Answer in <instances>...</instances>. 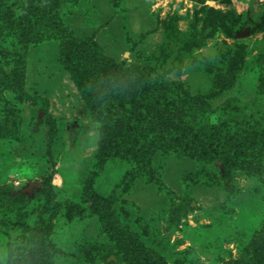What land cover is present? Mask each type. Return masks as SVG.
<instances>
[{
	"label": "rangeland",
	"instance_id": "rangeland-1",
	"mask_svg": "<svg viewBox=\"0 0 264 264\" xmlns=\"http://www.w3.org/2000/svg\"><path fill=\"white\" fill-rule=\"evenodd\" d=\"M42 2L59 24L0 0V264H264V142L167 138L184 115L253 139L264 0ZM115 72L133 116L104 125L88 101Z\"/></svg>",
	"mask_w": 264,
	"mask_h": 264
},
{
	"label": "trees",
	"instance_id": "trees-1",
	"mask_svg": "<svg viewBox=\"0 0 264 264\" xmlns=\"http://www.w3.org/2000/svg\"><path fill=\"white\" fill-rule=\"evenodd\" d=\"M42 12L47 13L51 16L55 24H59L55 16L49 13L46 5L43 4L42 0H32ZM92 46L96 47L95 44ZM103 85L101 90L95 94V98L88 101L90 107L92 118L97 122H102L104 125L109 124V122H121V118H127L133 116V110L131 108H126L124 105L130 104L134 108V98L131 97L129 90L126 88V82L122 80L121 76L117 72L107 75L102 81ZM100 89V88H99ZM94 94V93H93ZM119 97V99H118ZM120 101V102H119ZM136 101V100H135ZM105 103V104H104ZM245 111V108L243 109ZM177 116V115H176ZM239 117V115L237 116ZM230 118H235L231 116ZM247 117L241 119L245 121ZM264 124V115L257 117L255 119V112L252 113L249 118L248 128L255 135L253 139L243 138L238 139L235 144L231 147L234 149H229L230 147H219L221 145V131L215 124H210L208 122L202 121L198 122L197 125L192 124L188 121L187 117L184 115H179L176 117L175 125L169 131L167 138L172 142V144H178L180 147L186 151L196 154H201L203 152H221L228 155L229 158H234V153L238 152L237 160H240L244 154L243 149H249L254 155L255 152L258 154H263L262 147L256 143L254 140L264 142V131H260L259 126ZM167 129H160L157 125L156 128L152 130L153 140L159 142L166 138L164 133ZM229 145V144H228ZM255 145V146H253ZM241 150V151H240ZM233 153V154H232ZM244 153H247L246 151Z\"/></svg>",
	"mask_w": 264,
	"mask_h": 264
},
{
	"label": "water",
	"instance_id": "water-1",
	"mask_svg": "<svg viewBox=\"0 0 264 264\" xmlns=\"http://www.w3.org/2000/svg\"><path fill=\"white\" fill-rule=\"evenodd\" d=\"M250 27H247L244 31H241L239 33H237V37L238 38H242L245 37L248 33H249Z\"/></svg>",
	"mask_w": 264,
	"mask_h": 264
}]
</instances>
